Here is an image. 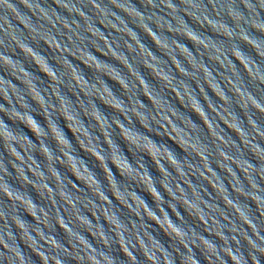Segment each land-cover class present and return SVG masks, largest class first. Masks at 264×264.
I'll list each match as a JSON object with an SVG mask.
<instances>
[{"label":"clouds","instance_id":"1","mask_svg":"<svg viewBox=\"0 0 264 264\" xmlns=\"http://www.w3.org/2000/svg\"><path fill=\"white\" fill-rule=\"evenodd\" d=\"M140 4L143 10L132 0H0V71L4 73L0 75V264H177V258L179 264H200L197 252L207 264H264V0H140ZM134 28L152 41L161 56L142 42ZM181 40L191 42L195 54ZM41 43L50 57L41 54ZM241 45L251 49L255 58ZM19 56L47 77L46 88L38 87L39 78ZM29 57L39 61L43 72ZM80 65L93 74L91 80ZM141 67L158 88L141 74ZM105 78L119 86L120 96ZM13 81H20L22 87ZM69 88L79 99L70 98ZM52 89L62 104L56 102ZM94 93L99 97L93 98ZM36 99L45 106L47 118ZM97 102L112 111L111 118ZM34 112L43 118V126ZM97 120L110 137L111 150ZM73 126L88 137L87 141L80 137V143L104 161L111 185L100 165L78 146L70 131ZM160 126L171 137L167 140L184 153L182 158L163 142ZM118 140L135 154L134 163ZM61 143L67 149L60 148ZM79 152L95 161L93 168L101 169L102 180ZM161 153H167L174 169L162 160L156 167L152 157ZM144 156L159 172L157 181L145 167ZM113 159L126 175L111 163ZM69 161L91 191L62 167ZM137 175L147 178L146 187L135 182ZM29 188L40 203L34 202ZM137 188L151 197L154 207ZM179 209L191 217L195 228ZM173 212L179 220H173ZM156 229L171 241V251L152 234ZM57 230L62 239L56 238Z\"/></svg>","mask_w":264,"mask_h":264},{"label":"water","instance_id":"2","mask_svg":"<svg viewBox=\"0 0 264 264\" xmlns=\"http://www.w3.org/2000/svg\"><path fill=\"white\" fill-rule=\"evenodd\" d=\"M132 3H134L138 8H141V10H143V9H142V6H141V4H140V0H132ZM185 19H186V21H187L189 24L192 23L190 20H188L187 17H185ZM192 26H193L194 28H197V27H198L197 25H192ZM130 27H134V26L130 25ZM134 30L137 31V32L140 34L142 42H143L147 47H149L155 55H157L158 57L161 56V53L156 49V47L154 46V44L152 43V41H151L149 38H147L146 36H144L143 33H140V32H139V29H135V28H134ZM154 30H155V29H154ZM201 31H204V30L201 29ZM105 34L107 35V32H105ZM208 34H209V35H213L212 33H208ZM165 35H167V36H169V38H171V35H170V34L165 33ZM213 38H215V37L213 36ZM177 39H180V38L177 37ZM181 42L184 43V44H186V45L189 47V49L192 50L193 53L195 54V48L193 47V45L191 44V42H189V41H187V40H181ZM33 46L35 47V45H33ZM241 48H242V50H243L245 53L251 54V55L255 58V53L252 52L251 49H248L247 47H245V46H243V45H241ZM39 50L41 51V54H42V55H45V56H47V57H50V56H51V52L47 49V47H46L43 43H41V44L39 45ZM96 55H97L100 59H102V60L106 59V58H104V57H102V56H99L98 53H96ZM142 55H143V53H142ZM19 58L22 60V62H24L22 56H19ZM70 59H71V58H70ZM148 59H151V57H148ZM29 61H30V62H34V63H36V64L40 67V70L43 72V68H42L41 65H39V61H38V60H34V58L29 57ZM107 62L115 64V61H111L110 59L107 60ZM24 63H25V67H26V69H27L28 71L32 72V74H33L34 76H37V77L39 78V79H38V82H37V83H38V87H45V88H46V87H47V84H48V79H47V77L44 76L42 73H40V72L36 69V67H35L34 65L29 66V65L27 64V62H24ZM49 63L52 64L53 66H55V62H54L53 60L50 59V60H49ZM74 63H77V62L74 61ZM122 66L125 67V70H126V71H129V70L126 68V66H124V65H122ZM237 66L239 67V65H237ZM80 67H81L82 71L84 72L85 77H86L87 79H90V80H91L93 74H92L88 69H86L83 65H80ZM117 67H119V65H117ZM105 71H106V70H105ZM140 71H141V74L145 76L146 80H147V81H148L153 87H157V88L159 87L158 82L155 81L154 79H152V77H151L149 74H147V73L145 72V70L143 69V67H141ZM153 74L155 75V73H153ZM0 75H4V73H3L2 71H0ZM133 78L135 79V77H133ZM25 79H27V78H25ZM105 79H106V78H105ZM161 79H162V78H161ZM49 80H50L52 83H55V81L52 80V77H49ZM41 81L43 82L42 84L40 83ZM137 82H139V81H137ZM13 83H17V85H18L19 87H22V85H19L20 81H13ZM106 83L109 85V87L112 89V91H113V93H114L115 95H117V96H120V95H121V92H120L119 86H118L117 84H115L113 81H111V80H107V79H106ZM164 83H167V82H164ZM24 86H25V87H28L27 84H25ZM78 86H79V85H78ZM60 87H64V85L61 84ZM101 87H102V86H101ZM193 87H195V85H193ZM209 87H210V85H209ZM141 88H143V85H141ZM67 90H68V92H69L68 95L70 96V98H72L73 100H74L75 98H76V99H79V97L76 96V92H75L74 89L69 88V89H67ZM67 90L64 89L63 91L67 92ZM168 90L171 91L173 95L176 94V93H175V90L172 89L170 86H169V89H168ZM206 90H207V89H206ZM56 91H57L56 89H52L53 97L55 98V100H56V102H57L58 104H62V102L60 101V97H59L58 95H56ZM81 94H82V95H85V97L87 98L86 94L84 93L83 87H81ZM71 95H72L73 97H72ZM105 95H107V94L105 93ZM144 95H145V97L148 98L149 100L151 99V97L148 95V92H147V91L144 92ZM208 95H209L210 98H212L213 100H215V97L213 96V94H212L211 91H208ZM33 97H35V93H33ZM97 97H99V93H94V97H93V98H97ZM202 98H203V96H202ZM177 99L179 100V97H177ZM141 100H142L146 105L148 104L147 100H146L144 97H141ZM29 102L31 103V101H29ZM0 103H2V101H0ZM36 103H37V107L41 109V113H42V115H43L45 118H47L48 113L45 112V111H43V109H44L45 106H44L43 104H40V103L38 102V99H36ZM173 103H176V102L173 100ZM180 103L183 104V101H180ZM97 105H98V107L101 109V111L104 112V114H105L106 116H108L109 118H111V116L113 115V113H112V111H111L109 108L105 107V106L102 105V104H99V102H97ZM78 106H79V105H78ZM148 106L151 107V105H148ZM33 107H36V106L33 105ZM177 107H178V108L180 107L179 104H177ZM49 109H50V110H54V109L51 108V106H49ZM25 110H26V109H25ZM37 111H38V109H37ZM81 111L84 112V109H83L82 107H81ZM117 111H118V110H117ZM180 111H181V112H184L185 110H184L183 108H180ZM237 112H238V114H240V115L242 116V113L239 112V109H237ZM60 114H61V115H64V113H63V108H61ZM186 114L189 115V116L191 117V119H192L195 123H200V121L198 120V118H197L193 113H191V112H187ZM33 115H34V117H35V118L41 123L42 126L45 124V122H44V120H43L42 117H40L39 115H37L35 112L33 113ZM84 115L87 117V116H88V113H87V112H84ZM120 115L123 116L122 113H120ZM172 118H173V119H178L176 116H173ZM65 119L67 120V117H65ZM124 119H125L126 122H127V117H124ZM201 119L203 120L202 117H201ZM58 122L60 123L61 127H63V121L60 120V121H58ZM9 123H10V122H9ZM67 123H68L69 125H74V121H72V120H67ZM85 123H87V121H85ZM96 123H97L98 127L100 128V134L103 136L106 146H108L109 150H111V144L108 143L110 137H108L107 135H104V127H103V124H102L99 120H97ZM165 123H168V121H165ZM168 126H169V128H171V124H169ZM205 126H207V123H206V122H205ZM29 127H31V126L29 125ZM48 127H49V130L51 131V124H49ZM117 127H119V125H117ZM160 127H161V130L164 131V133H165V138H164V137H161V138H163V142L166 143V144L169 146V148H170L171 150H173V151L177 154L178 158H182V157L184 156V153L181 152V151H180V150H179L174 144H172L171 141H168V140H167V138H168V139H171V137H168V136H167V130H165V129L163 128V126H160ZM137 128H139V125H137ZM20 130L23 131L25 134H27V135L29 136V138L33 140L34 143L36 142V141H35V138L32 136V134H31L30 132H28L27 129L20 128ZM64 130H65V133H66V135L68 136V138L73 142L74 146H76V144H75V140H74V138L72 137V134L76 137L77 144H78V146L81 148V150L84 151L85 154H86L87 156L92 157V159H94V160L96 161V163H98V164L100 165L101 169H102L103 172H104V175H105V179H106V181L109 183V185H111V174L108 172V170H107L106 168H104V161L101 160L98 156H96L95 153L91 151L90 147H86L85 144H81V143H80V137H83L84 141H87V140H88V137H87L86 135H84L83 131L80 130V129H78V128L75 127V126H73V127L70 128V131L72 132V134H71L66 128H65ZM145 130L148 131V129H145ZM32 131H33V133H34V135H35V134H36V130H35V129H32ZM140 131H144V130H143V129H140ZM226 131H227V130H226ZM173 134L176 135L175 132H173ZM230 134H231V133H230ZM52 135L55 136L56 133H55L54 131H52ZM149 135H152V138H153L154 140H156L158 143L161 142V138H160V137H157V136H159L158 133L156 134L157 136H155L154 134H149ZM123 138H124L125 141L127 142V137L125 136V137H123ZM37 139H38V140L40 139V137H39L38 135H37ZM233 139H235V136H233ZM117 142L120 144L121 149L124 151L125 155H126V156L128 157V159H129V161L134 163L135 154L133 153V156H134V157H133L130 153H128V151H127V147H126V145H125L122 141H119V140H118ZM78 146H77V147H78ZM2 147H3V146L0 145V150H2ZM52 147H54V145H52ZM59 147H60V148L67 149V145H64V144H62V143L59 144ZM69 150H70V149H69ZM21 151H23V149H21ZM146 151L151 152V149H146ZM79 155L82 156V157H84V158L86 159V161L88 162L89 167H90L91 169H93V170L97 173L98 178H100V179L102 180V179H103V172L101 171V169H100L99 167H95V168H93V165L95 164V161L91 160V158H89V157H85L83 152H79ZM138 155H140V154H138ZM36 158H37L38 161H40V157H39L38 155H37ZM64 159H67V157H64ZM152 160H153V163L156 165L157 168H159V166H160V161H161V160H162L165 164H167L168 166L173 167V169H174V167H175V166L172 164L171 160L168 159V157H167V153H161V154H159V156H153V157H152ZM111 163H112V164H113V165H114L119 171H121L122 174H125V175H126V173L124 172V170L120 168V165L116 163V160L113 159V160L111 161ZM254 163H255V161H254ZM144 164H145V167L148 168V170H149V174L152 176L153 180H154V181H157V180L160 178V174H159V172L155 169V166L152 164V161H151L147 156H144ZM70 165H71V161H69L68 165H63V164H62V167H67V168L69 169L70 174L73 176V178L76 180V182H77L78 184H84L85 186H89L88 181H86V180H85L84 178H82V177H78V176L75 175V170H74V169H71ZM58 167H59V166H58ZM110 167H111V165H110ZM213 167L215 168V165H213ZM61 170H62V169H61ZM215 170H216L218 173L220 172V170H219L218 168L215 169ZM9 171H12V169H11L10 167H9ZM62 171H63V170H62ZM112 171H113V173L116 175L117 180H118L119 182L123 183V182H124L123 179L119 176V174L117 173V170H116L114 167L112 168ZM161 172H162V170H161ZM162 174H163V173H162ZM28 175H29V176H32V175H33L32 172H31L30 170L28 171ZM20 182H21V183H24L23 181H20ZM129 182H133V181L131 180V178L129 179ZM135 182H137V183H142V184H144L145 187L147 186V183H148L147 178H144L143 180H141V178H140L138 175H137V177H136ZM196 182H197V181L195 180V178H193V183H196ZM206 182L210 184V181H206ZM9 183L11 184V183H14V182L10 180ZM225 183H227V182H225ZM14 186L17 187V188L20 187L18 184H15ZM205 186H207V185H205ZM210 186H211V184H210ZM26 187H32V186H31V185H26ZM157 187H158V189H159V184H157ZM160 190L162 191V189H160ZM28 191H29V194L32 196L34 202H38V203H40L37 194H36L31 188H29ZM89 191H91V187H90V186H89ZM136 191H137V193H138L139 195H141V196L145 199L146 203H148L150 207H154L153 201H152L151 197H150L148 194L142 192L139 188H137ZM209 191H211V189H209ZM93 194H94V195H97V198L99 199L98 194H95V193H93ZM131 199H132L133 204L135 205V204H136L135 198L132 197ZM165 199H167V196H166V195H165ZM42 202H44L45 204H48V203H49V201H42ZM103 202H104V201L101 200V203H103ZM114 203H115V201H114ZM249 203H251V202H249ZM52 207L54 208L55 205H52ZM125 207H126V206H125ZM141 207H142V206H141ZM252 207H253V209H255V206H254V205H252ZM143 210H144L145 214L147 215V210H146V209H143ZM165 210H166V211H169V215L171 216V212H170L169 209H167L166 206H165ZM179 210L181 211V214H182V215H185L184 212H183V209H179ZM161 215H163V213H161ZM172 218H173V220H175V219L179 220V217H176V215H175L174 212H173V217H172ZM24 219H26L29 223L32 222L30 217L25 216ZM148 219H149V221H150L151 223H156V220H155L154 217H148ZM185 220L188 222L189 225H191L192 227L195 228V225L193 224V222H192V220H191V217H187V215H185ZM177 222H178V221H177ZM101 224H104V221H103V220H101ZM105 227H106V225H105ZM164 227H167V225H165ZM153 228H155V225H153ZM196 230L200 231L201 229H196ZM152 234H153L157 239L160 240V242L164 245L165 248H167L169 251H171V248H170L171 241L167 238V236L164 235V233L160 232L159 229H156ZM205 235H207V234L205 233ZM56 238H57V239H62V238H63V233H61V232H59V230H57ZM145 239H147V237H145ZM181 251H183V249H181ZM114 255H116V253H114ZM197 256H198V258L200 259V264H207V262H206L202 257H200L199 252H197ZM33 259H34V261H35V258H33ZM36 264H38V262H36ZM177 264H179V259H178V258H177Z\"/></svg>","mask_w":264,"mask_h":264}]
</instances>
